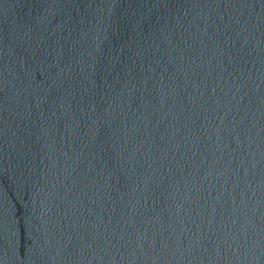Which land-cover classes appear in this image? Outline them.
Returning a JSON list of instances; mask_svg holds the SVG:
<instances>
[{"label": "water", "instance_id": "1", "mask_svg": "<svg viewBox=\"0 0 264 264\" xmlns=\"http://www.w3.org/2000/svg\"><path fill=\"white\" fill-rule=\"evenodd\" d=\"M0 264H264V0H0Z\"/></svg>", "mask_w": 264, "mask_h": 264}]
</instances>
